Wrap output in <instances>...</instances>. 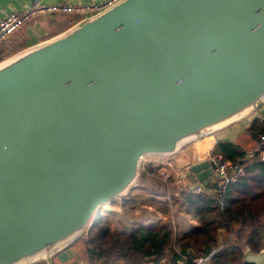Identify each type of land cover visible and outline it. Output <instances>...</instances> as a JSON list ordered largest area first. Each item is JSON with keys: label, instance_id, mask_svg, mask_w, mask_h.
I'll return each mask as SVG.
<instances>
[{"label": "water", "instance_id": "95a60500", "mask_svg": "<svg viewBox=\"0 0 264 264\" xmlns=\"http://www.w3.org/2000/svg\"><path fill=\"white\" fill-rule=\"evenodd\" d=\"M263 102L264 0H121L1 60L0 264H51L135 184L143 155ZM213 168L191 164L195 183L217 188ZM242 252L264 264V248Z\"/></svg>", "mask_w": 264, "mask_h": 264}, {"label": "trees", "instance_id": "16d2710c", "mask_svg": "<svg viewBox=\"0 0 264 264\" xmlns=\"http://www.w3.org/2000/svg\"><path fill=\"white\" fill-rule=\"evenodd\" d=\"M248 132L254 139L264 133L258 118ZM213 150L244 164V174L228 185L222 205L217 192H192L182 182L174 191L155 187L145 196L136 191L146 187L136 184L118 198L120 204L134 209L153 205L164 216L183 212L196 223L181 228L172 220L138 224L127 231L112 228L98 216L78 236L84 239L86 259L93 264H143L161 258L171 264H194V256H203L204 264H253L242 259V247L248 245L255 252L264 247V161L232 142L219 141Z\"/></svg>", "mask_w": 264, "mask_h": 264}, {"label": "crops", "instance_id": "0c3cea01", "mask_svg": "<svg viewBox=\"0 0 264 264\" xmlns=\"http://www.w3.org/2000/svg\"><path fill=\"white\" fill-rule=\"evenodd\" d=\"M31 1L33 0H0V18L7 12L20 10ZM40 1L45 3H56L85 2L87 0ZM79 21L80 17L75 13L48 14L31 18L20 28L15 30L6 40L0 43V61L14 56L41 41H44L58 33L69 29ZM263 115L264 102L259 107L254 109L251 113L240 118L239 120H236L214 131L213 133L206 134L199 138L184 142L174 154L165 155V159L161 158L160 160H158L159 162H157L156 165H158L160 169H163L168 174L172 183L176 181V178H178V176L181 179L184 175V171L188 169L190 170L191 164L206 159V151L209 149H214L215 145L219 141L238 144L243 147L247 154H249L248 151L251 149L255 139L250 137L248 128L254 119L258 118L260 120ZM206 186H213V184L208 183L206 184ZM114 206L118 208V211L115 212H119L121 210L119 205ZM180 213L183 212H172L169 215V218L172 219L175 215L177 217H180ZM186 215L189 216V214ZM112 219L113 218L108 220L111 225ZM177 220L178 221L174 220V222H177L178 225L183 228L184 226H182L178 218ZM127 221L130 222V220ZM76 260L82 261L84 264H93L86 259L85 242L81 237H76L69 244L55 251L50 256L51 264H71ZM153 262L156 264H165L168 261L161 258L159 262ZM24 264H46V261L44 258H42ZM177 264H179V262Z\"/></svg>", "mask_w": 264, "mask_h": 264}, {"label": "built area", "instance_id": "2783aa9c", "mask_svg": "<svg viewBox=\"0 0 264 264\" xmlns=\"http://www.w3.org/2000/svg\"><path fill=\"white\" fill-rule=\"evenodd\" d=\"M119 1L121 0H87L85 2L45 3L40 0H33L20 10L7 12L0 18V43L6 40L15 30L20 28L33 17L48 14L75 13L79 15L80 20H82L109 8ZM248 153L254 155L256 160L264 161V133H259L257 135ZM206 159L214 163L213 173L218 185L217 188L206 186L201 182L188 185L186 188L192 192H217L220 198V205H222L224 193L228 185L235 182L244 174V164L239 160L226 158L221 152L213 149L206 151ZM167 176L168 174L166 173L165 177ZM206 259L207 257L194 256L192 258V263L204 264ZM71 264L84 263L76 260ZM179 264H184V262L181 261Z\"/></svg>", "mask_w": 264, "mask_h": 264}, {"label": "rangeland", "instance_id": "374dc122", "mask_svg": "<svg viewBox=\"0 0 264 264\" xmlns=\"http://www.w3.org/2000/svg\"><path fill=\"white\" fill-rule=\"evenodd\" d=\"M161 158L165 159V155L148 153L142 156L140 163H139L138 176H137V179L134 185L136 184L144 185L146 189L137 190L136 192H138V194H142L143 196H145L146 195L145 192H148L149 189H153L155 187L157 188L160 187L159 189L162 188L163 190L168 188L169 190L174 191L176 188L180 187L181 181L185 187L195 183L196 179L189 169L184 171V175L181 179L178 176V178H176V181L171 183V179L169 178V176L165 177L166 173H163L165 171L163 169H160L159 166L156 165L157 162H159L158 160H160ZM134 185H132L129 188V190H131ZM147 194H150V193H147ZM117 199L113 201L112 204L119 205V207L121 208L119 212L110 211V210L101 208L99 213L95 216V217L100 216L106 219L107 221L113 218L111 226L112 228L117 229V230L131 231L138 224L148 225L149 223L151 224H160L164 222L173 223L172 220L178 221L177 218L179 219L182 226H184L183 228H188L190 224L196 223V221L193 218H191L190 215L187 216L184 213H180L179 215L180 217H177L175 215L174 218L170 219L169 215H166V216L162 215V213L158 212L153 205L151 206L149 205L150 207L148 205L137 206L134 209L129 206L120 204L119 202H117ZM127 220H130V222ZM230 236H231V232L229 231L228 238Z\"/></svg>", "mask_w": 264, "mask_h": 264}, {"label": "bare ground", "instance_id": "6f19581e", "mask_svg": "<svg viewBox=\"0 0 264 264\" xmlns=\"http://www.w3.org/2000/svg\"><path fill=\"white\" fill-rule=\"evenodd\" d=\"M111 206H112V205H111ZM111 208H112V211H113V210H116V211H117V207L112 206ZM106 210H109V208H107Z\"/></svg>", "mask_w": 264, "mask_h": 264}]
</instances>
